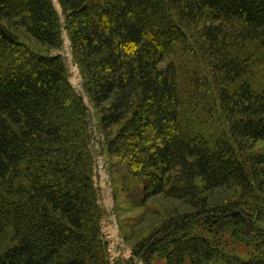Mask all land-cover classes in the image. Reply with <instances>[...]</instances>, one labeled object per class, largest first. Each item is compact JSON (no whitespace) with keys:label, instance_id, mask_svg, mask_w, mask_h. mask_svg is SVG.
Masks as SVG:
<instances>
[{"label":"trees","instance_id":"16d2710c","mask_svg":"<svg viewBox=\"0 0 264 264\" xmlns=\"http://www.w3.org/2000/svg\"><path fill=\"white\" fill-rule=\"evenodd\" d=\"M59 3L63 22L52 0H0V236L11 233L0 264H107L86 107L54 53L63 29L108 153L121 156L110 167L118 189L137 183L141 201L164 194L192 208L173 212L135 255L264 264V205L209 202L217 189L253 197L264 186V150L254 149L264 143V0ZM178 46L208 68L212 98L195 110L217 115L218 132L186 113L170 59ZM226 230L253 250L228 249Z\"/></svg>","mask_w":264,"mask_h":264},{"label":"rangeland","instance_id":"374dc122","mask_svg":"<svg viewBox=\"0 0 264 264\" xmlns=\"http://www.w3.org/2000/svg\"><path fill=\"white\" fill-rule=\"evenodd\" d=\"M52 2L63 22L64 18L59 0H52ZM197 27L191 25L190 28H185L186 34L190 37L192 36L191 40H195L194 36L196 35L195 30L192 28L200 29V27ZM63 39L62 48L54 51V53L63 56L67 66L69 81L76 94L83 98L87 118L89 119V133L91 134L89 149L93 158L92 175L97 193V203L104 212L100 220V226L102 238L106 245L105 261H107V264H167L166 258L159 252L153 254L151 260L146 261L143 257L136 256L135 246L147 238L151 231L172 215L173 212L177 210L189 211L192 208L186 202L164 194L152 196L147 201H141L143 191L141 185L137 183L126 189H118L121 185V180L119 181L120 174L117 172L113 173L114 171L112 172L110 167L119 163L121 156L111 158L108 153L106 138L101 131L99 123V111L84 91L82 76L75 63L69 36L64 29ZM191 40L190 42L192 43ZM194 46L197 47V44ZM170 59L174 61L178 70L180 93L186 107V113L190 111L196 112L195 114L197 115L192 117V120L197 119L200 121L201 128L218 132L220 120L217 115L210 114V120L208 114H198L197 110H195L203 95L208 99L212 98L210 92L207 94L208 84H210L211 79L205 62H201L199 57L192 56L191 49L187 50V48L181 46L175 48ZM254 149L255 151H263L264 143H258ZM257 186L258 184L253 186L255 191L253 197L249 195L242 196L240 190L236 192L235 189L229 188L217 189L209 194V202L216 204L235 198L243 202L242 205L246 208L250 204L259 207L264 205V186L261 192ZM263 222L259 223L264 226ZM194 228L195 231L201 229L203 233H207L198 224ZM219 236H223V241L228 240L230 242L228 249H232L234 253L241 257H246L250 250H253L250 244L240 239L234 240L229 237V230ZM10 242L11 233L8 231L5 235L0 236V249L6 248Z\"/></svg>","mask_w":264,"mask_h":264},{"label":"bare ground","instance_id":"6f19581e","mask_svg":"<svg viewBox=\"0 0 264 264\" xmlns=\"http://www.w3.org/2000/svg\"><path fill=\"white\" fill-rule=\"evenodd\" d=\"M250 50V49H249Z\"/></svg>","mask_w":264,"mask_h":264}]
</instances>
